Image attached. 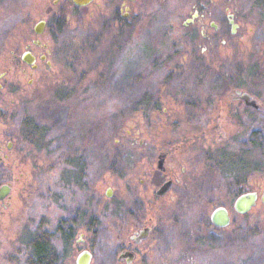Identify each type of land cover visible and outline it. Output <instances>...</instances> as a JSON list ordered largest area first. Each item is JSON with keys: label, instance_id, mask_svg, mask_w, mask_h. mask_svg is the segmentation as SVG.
<instances>
[{"label": "rangeland", "instance_id": "1", "mask_svg": "<svg viewBox=\"0 0 264 264\" xmlns=\"http://www.w3.org/2000/svg\"><path fill=\"white\" fill-rule=\"evenodd\" d=\"M21 1H11L1 23L9 32L0 46L16 54L36 36L40 17L64 8L70 20L58 40L41 35L52 66L42 63L31 85L13 66L11 78L20 84L5 87L20 157L10 169L13 179L22 178L14 180L15 205L0 218V264L19 253L41 213L56 223L52 212L61 218L84 203L100 230L92 264H118L121 230L128 238L143 226L125 220L131 207L152 216L153 244L146 252L140 246L148 264H264V0L210 6L222 27L220 41L203 44L201 59L187 52L199 41H184L181 0L152 3L145 23L122 33L105 30L101 0L82 7L70 0ZM21 10L31 29L26 34ZM228 12L240 22L234 35ZM238 90L260 107L238 98ZM24 119L38 126L34 140L20 134ZM4 128L0 122V135ZM168 179L172 187L158 197ZM249 190L258 192L257 203L236 211V197ZM219 205L230 210L227 226L210 224Z\"/></svg>", "mask_w": 264, "mask_h": 264}, {"label": "flooded vegetation", "instance_id": "2", "mask_svg": "<svg viewBox=\"0 0 264 264\" xmlns=\"http://www.w3.org/2000/svg\"><path fill=\"white\" fill-rule=\"evenodd\" d=\"M11 1L12 0H0V36L9 32L7 26H2L1 23H4L10 16L12 11ZM24 1L26 0H22L21 3L26 4ZM101 1L102 4L104 3L105 9V12H103L105 15L103 19L105 30L111 29L109 31L122 33L124 30H134L141 24L145 23L142 21L150 11L149 6L152 3L166 6V3L169 0ZM94 2H97V0H90L84 5H77L74 0H70V3L75 7L88 6ZM181 2L186 6V14L182 20V26L185 28V31H183L184 41L189 42L194 39L199 41L196 46L190 47L187 52L190 57L194 55L201 59V52L204 47L202 46L203 44L206 48H210L213 45L218 44L220 41V31L222 27L220 23L216 22L217 19L214 18L213 7L212 9L209 8L216 4L218 0H181ZM101 3L99 4L101 5ZM64 10V8L61 9V14H58L57 12H54L53 14L50 13L48 17L42 16L37 20L32 28L36 36L26 45L21 54H16L13 48H4V46H0V122H2L5 127L3 129V134L0 135V218L1 215L7 216L10 213L11 208L15 205L14 192L16 188L14 180L18 181L22 178L20 175H15L13 179V173L10 169L11 165L18 164L17 161L20 157H16L14 152L17 147V138L10 132V124L12 123L14 115L11 113V109L8 111V105H10L11 102L5 95V92H7L5 87H8L10 90L15 86L17 87L18 81L16 82V80L11 78L13 66H16L22 71L25 77H27V83L30 85L35 82L36 71L40 68L42 63L48 67L52 66V61L49 59L51 53L49 41L44 42L41 35L46 31L51 35L52 39L55 40H58L61 35H63L70 20L68 13ZM20 13H23V10H21ZM23 14V20L25 23H22L21 26L26 34V31L31 32V29L28 26L27 14ZM227 18L230 24V32L234 35L238 32L240 22L236 20L235 14L232 12L227 13ZM232 19L235 23V30H233ZM63 20L66 21L65 25H63ZM43 21L44 24L42 31H37V27L41 28V22ZM209 28H211V30ZM198 30H200V35H197ZM221 41L227 42L226 39H221ZM34 45L42 48L39 53L34 51ZM230 45L232 49H235L234 42H230ZM177 65L178 67L183 65V60ZM18 83L20 84V82ZM241 93L244 92L238 90V98H240ZM37 131L38 126L34 123L28 122L27 119L23 120L20 127V134L24 139L34 140L32 135H36ZM31 133L33 134L30 135ZM3 167H5V170H3ZM165 168L164 162V168L159 169L164 172ZM164 194L157 195L159 197ZM53 198L58 203L61 196L59 194L55 196L53 195ZM63 202L66 201L63 200ZM84 204L85 205L82 207H78L77 210L74 208L71 209V211L69 210L68 215H63L61 218L58 217V214L52 212V218L55 217V219H57L56 223H54L46 213H41L42 221L37 224L35 231L33 233H27L23 240L24 243L19 249V253L6 256V259L4 260L5 264H83L85 262L86 264H92L95 257L94 247L98 242L97 235L100 230L92 227L93 221H95L96 218H92L89 208H86L88 206L86 203ZM127 212L128 215L125 217V220L129 219L132 225L138 223V225L142 224L143 226L135 231V233L131 235L129 234L128 238L125 237V231L123 229L121 230L120 235L122 238L119 240L121 241L119 244L120 251L117 259H115L116 263L148 264L145 256V259H143V255H140V252L142 251H140V246H144L143 250L146 252L145 246L153 244L150 243L154 241L151 237L153 229L152 226L149 225L152 216H140L133 207ZM117 219L122 226L124 221L122 212H117ZM142 231L146 233L145 236H141ZM78 246L79 248H77ZM87 253L90 254L89 258H87Z\"/></svg>", "mask_w": 264, "mask_h": 264}, {"label": "water", "instance_id": "3", "mask_svg": "<svg viewBox=\"0 0 264 264\" xmlns=\"http://www.w3.org/2000/svg\"><path fill=\"white\" fill-rule=\"evenodd\" d=\"M89 1L90 0H74V2L77 5H84V4H87ZM231 22L233 23V30H235V23L233 22V19L231 20ZM43 24H44V21L41 22V25H42L41 28L37 27V31H42ZM240 98H242L244 102L248 105L260 107V104L254 98H252V96L247 92L241 93ZM164 162H165V155L160 154L159 160H158L159 168H164ZM172 183H173L172 180L165 181L157 189V194L159 195L164 194L167 190L170 189ZM111 194H112L111 191L107 192V195L111 196ZM258 197H259V194L255 190H249L246 192H242L236 197L234 201V209L241 213L247 212L257 203ZM261 199L264 201V192L261 195ZM211 220L213 224L216 225L217 227L227 226L231 222V214H230L229 209L225 205L217 206L211 213ZM145 235L146 233L142 231L141 236H145ZM89 257H90V254L87 253V258ZM83 264H86V262Z\"/></svg>", "mask_w": 264, "mask_h": 264}, {"label": "trees", "instance_id": "4", "mask_svg": "<svg viewBox=\"0 0 264 264\" xmlns=\"http://www.w3.org/2000/svg\"><path fill=\"white\" fill-rule=\"evenodd\" d=\"M65 24H66V21L63 20V25H65ZM61 25H62V22H61ZM30 135H32V133ZM210 224H212L211 220H210Z\"/></svg>", "mask_w": 264, "mask_h": 264}]
</instances>
